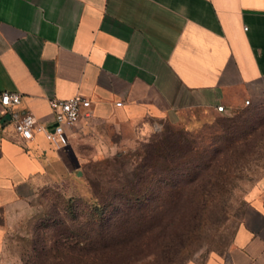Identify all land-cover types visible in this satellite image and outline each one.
<instances>
[{"label":"crops","instance_id":"1","mask_svg":"<svg viewBox=\"0 0 264 264\" xmlns=\"http://www.w3.org/2000/svg\"><path fill=\"white\" fill-rule=\"evenodd\" d=\"M4 91L44 123L51 98L91 105L62 149L40 132L23 141L0 112V254L28 201L90 160L159 125L207 122L217 105L264 104V0H0ZM202 264H264V173Z\"/></svg>","mask_w":264,"mask_h":264},{"label":"rangeland","instance_id":"2","mask_svg":"<svg viewBox=\"0 0 264 264\" xmlns=\"http://www.w3.org/2000/svg\"><path fill=\"white\" fill-rule=\"evenodd\" d=\"M264 173V104L166 123L43 187L2 264H202L222 252Z\"/></svg>","mask_w":264,"mask_h":264},{"label":"built area","instance_id":"3","mask_svg":"<svg viewBox=\"0 0 264 264\" xmlns=\"http://www.w3.org/2000/svg\"><path fill=\"white\" fill-rule=\"evenodd\" d=\"M20 94L4 91L0 94V112L9 115L14 133L23 141L30 140L35 133H42L46 139L57 149L64 148L68 143L67 130L74 127L84 116L91 105L88 98L76 94L67 99H49L53 111V119L49 123L39 121L29 112L19 113L15 107L20 103ZM250 100L244 101L248 106ZM216 111L224 113V106L217 105Z\"/></svg>","mask_w":264,"mask_h":264},{"label":"water","instance_id":"4","mask_svg":"<svg viewBox=\"0 0 264 264\" xmlns=\"http://www.w3.org/2000/svg\"><path fill=\"white\" fill-rule=\"evenodd\" d=\"M5 118H6V119H9V115H8V114H6V115H5Z\"/></svg>","mask_w":264,"mask_h":264}]
</instances>
